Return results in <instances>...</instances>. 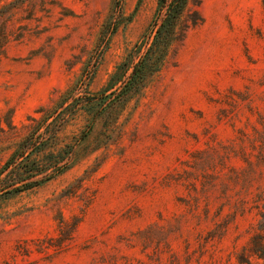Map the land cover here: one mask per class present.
<instances>
[{
  "label": "rangeland",
  "instance_id": "rangeland-1",
  "mask_svg": "<svg viewBox=\"0 0 264 264\" xmlns=\"http://www.w3.org/2000/svg\"><path fill=\"white\" fill-rule=\"evenodd\" d=\"M161 5L0 0V264H264V0Z\"/></svg>",
  "mask_w": 264,
  "mask_h": 264
},
{
  "label": "trees",
  "instance_id": "trees-1",
  "mask_svg": "<svg viewBox=\"0 0 264 264\" xmlns=\"http://www.w3.org/2000/svg\"><path fill=\"white\" fill-rule=\"evenodd\" d=\"M170 2V3H169ZM188 4V0H162V7L160 9V14L158 17V20L160 18V20L162 21L161 26L158 28L159 33L162 35L163 38H166L167 40V44L165 48H168L170 43L172 42L174 35H175V30H176V25L178 20L180 19L181 15L183 14V12L185 11L186 7ZM165 8L166 11H163ZM159 21H156V24ZM143 70L141 69H135V75H134V79L137 80L136 86L135 87H140L144 81L146 80V74L142 73L139 74V72H141ZM5 171V169H4ZM2 171V173L4 172ZM0 173V176L1 174ZM14 173V178L13 180L8 183V187L11 188V192H21L27 189H30L36 185H38L40 182H42V180H31L33 178H35L36 176H32L31 179L26 182V180H22L21 178H18V176H20L19 172H13ZM53 174H51L50 176H52ZM0 181L4 182V179H0ZM264 236H259L257 238V242L256 245L254 247V252L264 258Z\"/></svg>",
  "mask_w": 264,
  "mask_h": 264
}]
</instances>
